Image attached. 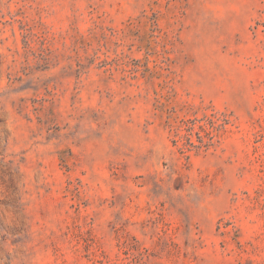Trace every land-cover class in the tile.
<instances>
[{
	"label": "rangeland",
	"instance_id": "rangeland-1",
	"mask_svg": "<svg viewBox=\"0 0 264 264\" xmlns=\"http://www.w3.org/2000/svg\"><path fill=\"white\" fill-rule=\"evenodd\" d=\"M0 264H264V0H0Z\"/></svg>",
	"mask_w": 264,
	"mask_h": 264
}]
</instances>
